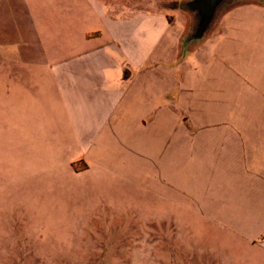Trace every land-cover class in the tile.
<instances>
[{
	"label": "crops",
	"instance_id": "0c3cea01",
	"mask_svg": "<svg viewBox=\"0 0 264 264\" xmlns=\"http://www.w3.org/2000/svg\"><path fill=\"white\" fill-rule=\"evenodd\" d=\"M147 18L130 0H0V197L36 210L152 172V126L126 109L139 73L116 52ZM191 118L163 134L161 161L196 206L195 245L264 264V115Z\"/></svg>",
	"mask_w": 264,
	"mask_h": 264
},
{
	"label": "rangeland",
	"instance_id": "374dc122",
	"mask_svg": "<svg viewBox=\"0 0 264 264\" xmlns=\"http://www.w3.org/2000/svg\"><path fill=\"white\" fill-rule=\"evenodd\" d=\"M130 2L148 18L136 42L116 52L139 73L126 83V109L152 126V172L82 187L36 210L0 197V264H248L243 251L195 245L197 209L188 196L178 202L163 177L161 138L183 117L194 131L191 117L264 115V0H221L202 31L200 13L182 0Z\"/></svg>",
	"mask_w": 264,
	"mask_h": 264
},
{
	"label": "water",
	"instance_id": "95a60500",
	"mask_svg": "<svg viewBox=\"0 0 264 264\" xmlns=\"http://www.w3.org/2000/svg\"><path fill=\"white\" fill-rule=\"evenodd\" d=\"M221 0H190L186 3L187 7L196 8L200 13V21L198 24V30L202 31L207 25L213 14L214 8Z\"/></svg>",
	"mask_w": 264,
	"mask_h": 264
},
{
	"label": "trees",
	"instance_id": "16d2710c",
	"mask_svg": "<svg viewBox=\"0 0 264 264\" xmlns=\"http://www.w3.org/2000/svg\"><path fill=\"white\" fill-rule=\"evenodd\" d=\"M72 166H73L74 169H76V166H75L74 163L72 164ZM84 167H85V165L82 168H84Z\"/></svg>",
	"mask_w": 264,
	"mask_h": 264
}]
</instances>
